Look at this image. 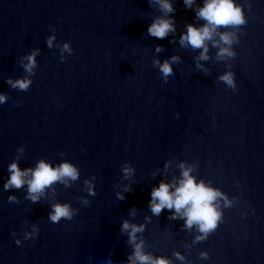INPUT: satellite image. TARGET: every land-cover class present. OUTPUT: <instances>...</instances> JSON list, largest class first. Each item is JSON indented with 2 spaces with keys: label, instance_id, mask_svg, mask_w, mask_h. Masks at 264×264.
I'll return each mask as SVG.
<instances>
[{
  "label": "water",
  "instance_id": "obj_1",
  "mask_svg": "<svg viewBox=\"0 0 264 264\" xmlns=\"http://www.w3.org/2000/svg\"><path fill=\"white\" fill-rule=\"evenodd\" d=\"M0 264H264V0H0Z\"/></svg>",
  "mask_w": 264,
  "mask_h": 264
}]
</instances>
